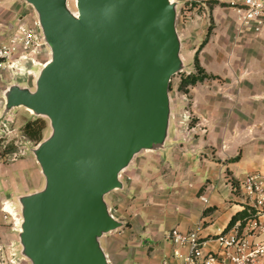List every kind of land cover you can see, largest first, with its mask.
Wrapping results in <instances>:
<instances>
[{
  "label": "water",
  "instance_id": "water-1",
  "mask_svg": "<svg viewBox=\"0 0 264 264\" xmlns=\"http://www.w3.org/2000/svg\"><path fill=\"white\" fill-rule=\"evenodd\" d=\"M47 50L30 82L0 88V123L23 108L47 121L26 151L40 182L10 194L15 257L28 264H112L106 237L125 222L110 206L145 152L166 156L173 75L188 71L180 0H23Z\"/></svg>",
  "mask_w": 264,
  "mask_h": 264
},
{
  "label": "crops",
  "instance_id": "crops-1",
  "mask_svg": "<svg viewBox=\"0 0 264 264\" xmlns=\"http://www.w3.org/2000/svg\"><path fill=\"white\" fill-rule=\"evenodd\" d=\"M25 6L22 0H4L0 42L9 39L18 21L35 18L23 14ZM261 39L264 43V32ZM260 41L230 54L216 48L201 50V67L216 76L188 87L192 124L174 134L175 145L166 156L146 152L136 157L132 168L123 173L128 192H114L110 197L113 214L125 222L106 237L112 264H162L163 259L187 264L188 247H179L180 256L175 255L176 246L167 238L174 227L197 230L205 251L222 253L216 234L232 230L237 220L243 222L238 218L228 225L235 213L253 209L240 183L251 171L264 173V45ZM43 52L39 51L40 57ZM11 79L30 80L14 78L0 66V88ZM2 104L0 97V108ZM31 159L36 164L30 154L18 161ZM36 169L31 186L19 187L15 176L7 177L8 185L2 186L8 194L33 189L40 182L37 164ZM202 196L208 198L207 204ZM2 217L7 218L4 213ZM238 233L247 234L243 223ZM254 238L262 240L263 235Z\"/></svg>",
  "mask_w": 264,
  "mask_h": 264
},
{
  "label": "rangeland",
  "instance_id": "rangeland-1",
  "mask_svg": "<svg viewBox=\"0 0 264 264\" xmlns=\"http://www.w3.org/2000/svg\"><path fill=\"white\" fill-rule=\"evenodd\" d=\"M3 2L4 0H0L1 8L3 7ZM70 5L74 7V0H70ZM24 13L27 17H29L28 14L32 18L35 17L33 9L29 5L25 6V12H23V14ZM237 28V13L234 9L219 0H180L177 29L182 38L181 55L188 65V71L185 70L173 75L170 81L171 87L169 93L173 105V118L171 124L173 137L171 142L175 139L174 134L178 133L180 129L189 127V125L192 124L191 113L186 102V92L190 85L183 89L178 88V86L181 78L189 72L196 70L194 65L195 53H197L199 60V54L204 48L208 50L216 48L226 54H230L231 50L237 48L240 50L252 48L250 44L254 40H261L260 44L264 45V43H262L263 39H261V34L264 32V25L259 30L251 29L244 34H237ZM13 33H15V29L10 32V35ZM253 34L255 36H253ZM206 36H208V39L204 45L201 46L200 44ZM238 37L240 38L238 39ZM238 43H241L240 47L236 46ZM39 58L42 62L46 60V49ZM36 69L37 65H33V70ZM209 75L213 77L208 78H214L216 76L214 74ZM30 81L31 80H29V82ZM27 117L32 118L30 117V113L23 108L12 110L7 118H11L9 122L11 127H13V132L8 137L9 141L4 143L5 146L0 143V264H28L26 260L17 259L15 257V250L17 248L15 245V241L17 240L15 227L17 222L14 223V220L10 217L6 219L2 217V213H4L2 207L6 201L7 204H10L12 209L15 210L12 205L13 201L10 194H8L7 189L2 186L3 183L8 185L6 178L9 176L19 177V187L31 186L34 179L32 177L35 176L36 178V164L32 159L30 161H18L23 155L17 153V155L12 156L11 154V152H17L20 147H25L26 149L27 144H36L35 141L26 139L20 130ZM45 122L46 127L42 131V137L46 134L48 129L47 121ZM25 152L24 156L29 154L27 151ZM2 220H4L5 223L2 222Z\"/></svg>",
  "mask_w": 264,
  "mask_h": 264
},
{
  "label": "built area",
  "instance_id": "built-area-1",
  "mask_svg": "<svg viewBox=\"0 0 264 264\" xmlns=\"http://www.w3.org/2000/svg\"><path fill=\"white\" fill-rule=\"evenodd\" d=\"M237 13L239 34L251 29L259 30L264 25V0H219ZM2 23V9L0 5V24ZM15 33L8 40L0 42V66L7 70L12 77H25L32 80L33 65H39V51L45 50L37 21L21 20L16 23ZM27 81V80H25ZM29 82V80H28ZM13 132L10 122L6 119L0 123V143L5 146L9 135ZM25 147H20L12 156L24 155ZM243 194L252 203L253 213L242 220H237L230 231H220L215 239L219 242L222 253L205 251L201 237L197 230L181 231L174 227L167 232V238L176 246L174 253L180 256L179 247H188L185 256L187 264L196 260L199 264H261L264 255V173L251 171L240 183ZM205 204L208 198L201 197ZM7 206H6V205ZM4 217H10L14 223L18 221V214L7 201L2 207ZM243 223L246 235L238 233V227ZM263 235L262 240L254 236ZM162 264H174L163 259Z\"/></svg>",
  "mask_w": 264,
  "mask_h": 264
},
{
  "label": "trees",
  "instance_id": "trees-1",
  "mask_svg": "<svg viewBox=\"0 0 264 264\" xmlns=\"http://www.w3.org/2000/svg\"><path fill=\"white\" fill-rule=\"evenodd\" d=\"M208 36H206L203 41L201 42V46L204 45V43L207 41ZM194 65H195V71L189 72L186 74L183 78L180 80V84L178 88L183 89L187 88V86L192 85L196 83L197 81H201L204 78L213 77L209 74H207L204 69L201 67L197 53L194 55ZM171 87V84L169 86V89ZM46 127V122L43 118H34V119H28L20 128L23 136L28 140H33L35 142L39 141L42 138V131ZM253 213L252 210L247 211V208H244L237 213H235L228 225L232 224L236 219L242 218L245 219L249 215Z\"/></svg>",
  "mask_w": 264,
  "mask_h": 264
}]
</instances>
